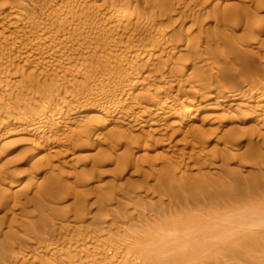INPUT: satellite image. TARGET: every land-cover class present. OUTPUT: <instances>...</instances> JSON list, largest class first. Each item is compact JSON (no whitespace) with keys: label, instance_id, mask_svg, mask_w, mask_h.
Returning a JSON list of instances; mask_svg holds the SVG:
<instances>
[{"label":"rangeland","instance_id":"1","mask_svg":"<svg viewBox=\"0 0 264 264\" xmlns=\"http://www.w3.org/2000/svg\"><path fill=\"white\" fill-rule=\"evenodd\" d=\"M0 264H264V0H0Z\"/></svg>","mask_w":264,"mask_h":264}]
</instances>
